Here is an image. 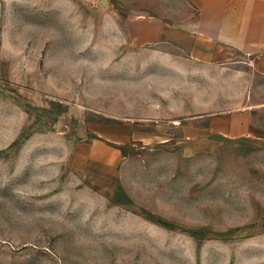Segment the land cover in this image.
Returning a JSON list of instances; mask_svg holds the SVG:
<instances>
[{"label":"rangeland","instance_id":"obj_1","mask_svg":"<svg viewBox=\"0 0 264 264\" xmlns=\"http://www.w3.org/2000/svg\"><path fill=\"white\" fill-rule=\"evenodd\" d=\"M192 11L0 0V264H264V75L238 52L195 75L221 107L249 73L258 108L252 137L191 134L181 52L152 36Z\"/></svg>","mask_w":264,"mask_h":264},{"label":"crops","instance_id":"obj_2","mask_svg":"<svg viewBox=\"0 0 264 264\" xmlns=\"http://www.w3.org/2000/svg\"><path fill=\"white\" fill-rule=\"evenodd\" d=\"M189 5L193 9L189 17H155L152 36L153 44H170L181 52L176 57L184 62L171 68L179 75H189V124L207 121L202 129L189 125V132L208 138L252 137L256 134L254 112L258 107L249 102L250 79L244 77L249 73L240 72L241 91L221 107L206 98L209 90L196 94L199 91H194V77L209 82L214 73L224 78L223 64L232 52L251 56L255 71L264 75V0H189ZM165 54L173 56L171 52Z\"/></svg>","mask_w":264,"mask_h":264}]
</instances>
